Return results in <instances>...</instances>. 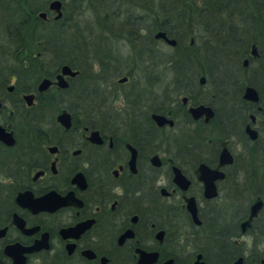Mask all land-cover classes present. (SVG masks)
<instances>
[{
  "label": "flooded vegetation",
  "instance_id": "1",
  "mask_svg": "<svg viewBox=\"0 0 264 264\" xmlns=\"http://www.w3.org/2000/svg\"><path fill=\"white\" fill-rule=\"evenodd\" d=\"M156 31L106 29L80 67L43 56L35 81L0 64V264H264V39L241 32L211 77L166 63L161 79L156 42L180 48ZM79 95L90 113L62 101Z\"/></svg>",
  "mask_w": 264,
  "mask_h": 264
},
{
  "label": "trees",
  "instance_id": "2",
  "mask_svg": "<svg viewBox=\"0 0 264 264\" xmlns=\"http://www.w3.org/2000/svg\"><path fill=\"white\" fill-rule=\"evenodd\" d=\"M47 1L0 0V64L10 61L13 70L34 81L48 71L41 56H54L58 63L80 67L88 51L100 49L101 34L106 29L141 31L151 40L154 30H163L176 39L180 52L174 48L171 57L164 58L157 41V66L170 63L173 71L180 74L182 65L195 62L207 77H211L218 57L227 53L241 32L264 39V0H61V17L44 20L37 12L46 9ZM82 5L94 13L93 26L73 15ZM111 6L121 9L115 13ZM118 17L121 18L113 28ZM188 35H193L191 45L185 41ZM147 45L141 43L140 55L148 52ZM22 46L38 52L28 58L24 68L12 57L13 50ZM41 101L38 99L35 108ZM62 101L72 113H90V101L84 95H79L73 105L67 98ZM42 103L46 107L58 106L51 100ZM100 104L95 102L93 113L101 111Z\"/></svg>",
  "mask_w": 264,
  "mask_h": 264
},
{
  "label": "water",
  "instance_id": "3",
  "mask_svg": "<svg viewBox=\"0 0 264 264\" xmlns=\"http://www.w3.org/2000/svg\"><path fill=\"white\" fill-rule=\"evenodd\" d=\"M47 9L51 10L53 12V14H52L53 18H58L61 15V0H48ZM37 15L41 18H46V11L45 10H39L37 12ZM154 36L163 38V40L169 44H174V39L168 37L163 30H157L154 33ZM189 42H191V39L189 40ZM25 53H26L25 48L18 50L15 53L16 59L22 60ZM75 73H76V70L70 69V67L67 64H62L60 66V71L56 74V81L55 82L59 86H66V81L64 80L62 75L63 74L73 75ZM49 82H50V80L48 78L43 77L38 82L37 88L39 90L43 89L49 84ZM23 97L27 103H30L31 98H32V94L31 93L24 94ZM153 117L155 118V120L157 121L158 124H160L166 120L165 117L160 115V114H153ZM56 119L65 127H67L70 124L69 114L65 109H61L58 112V114L56 115Z\"/></svg>",
  "mask_w": 264,
  "mask_h": 264
},
{
  "label": "rangeland",
  "instance_id": "4",
  "mask_svg": "<svg viewBox=\"0 0 264 264\" xmlns=\"http://www.w3.org/2000/svg\"><path fill=\"white\" fill-rule=\"evenodd\" d=\"M116 6H111V9L113 10V11H115V13H116V11H118L119 9H121L120 7H117L116 9ZM53 12H51V14H52ZM73 15H75L76 17H77V19L78 20H81V22H84V23H87V24H89V26H93V19H94V13L92 12V10H91V8H89L88 6H86L85 5V7L82 5L81 6V8L80 9H78L77 10V12L75 11V13H73ZM120 18L121 17H118V19L116 18V20L114 21V26H116L117 25V23H118V21L120 20ZM112 26H113V24H112ZM114 26H113V28H114ZM114 30H116L115 28H114ZM91 34V33H90ZM187 40H188V36H186L185 37V41L187 42ZM158 47H159V49H160V52H162L163 54H164V58H167L168 56H169V54H171L172 53V48H170V47H168V46H166L164 43H162V42H159L158 43ZM18 48V47H17ZM16 49V48H15ZM14 49V50H15ZM125 50V52H127L128 51V49L127 48H124ZM45 56H47V55H45ZM42 58H41V62L42 61H46V60H44V59H46L45 57H43V56H41ZM6 63H8V62H6ZM165 63V62H164ZM164 63H159V65L157 66V68H156V75H157V77H160L161 79H165V78H169V77H171V75H172V73H171V71H169V70H167V68H166V66H165V64ZM26 63L24 62V65H25ZM43 64V63H42ZM53 63H50V64H48V65H44L43 64V67L45 68V69H50V68H52L53 67V65H52ZM115 103L114 104H116L117 102L116 101H114Z\"/></svg>",
  "mask_w": 264,
  "mask_h": 264
},
{
  "label": "bare ground",
  "instance_id": "5",
  "mask_svg": "<svg viewBox=\"0 0 264 264\" xmlns=\"http://www.w3.org/2000/svg\"><path fill=\"white\" fill-rule=\"evenodd\" d=\"M61 14H62V11H61ZM60 16H61V15H60ZM60 16H59V17H60ZM55 19H56V18H55ZM114 27H115V26H114ZM112 32H113V31H112ZM118 33H119V32H118ZM147 49H148V48H147ZM145 55H146V54H145ZM169 79H171V78H169ZM165 81H166V80H165Z\"/></svg>",
  "mask_w": 264,
  "mask_h": 264
}]
</instances>
